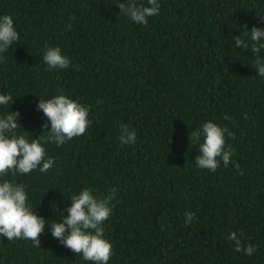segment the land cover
<instances>
[{
	"label": "trees",
	"instance_id": "1",
	"mask_svg": "<svg viewBox=\"0 0 264 264\" xmlns=\"http://www.w3.org/2000/svg\"><path fill=\"white\" fill-rule=\"evenodd\" d=\"M121 2L0 0V16H11L19 35L0 54V95L13 97L0 118L18 111L16 134L39 140L54 160L47 172L10 171L0 182L24 185L31 210L49 222L67 216L82 189L102 198L115 188L102 225L108 264H264V77L251 47H235L236 36L251 45L244 30L264 29V0H158L147 26L124 16ZM48 47L70 66L50 70ZM61 94L88 106L90 123L58 147L46 142L42 125L50 123L37 104ZM206 121L235 137L225 133L235 152L215 172L194 162L191 133ZM122 124L136 132L135 144L120 142ZM232 232L257 251L237 253ZM39 240L34 247L0 237V264H93L48 224Z\"/></svg>",
	"mask_w": 264,
	"mask_h": 264
},
{
	"label": "clouds",
	"instance_id": "2",
	"mask_svg": "<svg viewBox=\"0 0 264 264\" xmlns=\"http://www.w3.org/2000/svg\"><path fill=\"white\" fill-rule=\"evenodd\" d=\"M120 12L136 24L147 26L148 19L158 15L160 4L158 0H147L145 4H137L136 0H125L117 5ZM246 28V26H244ZM71 25H68V30ZM244 36L252 42L251 45L240 36L235 37V47L251 51L256 54L252 67L256 73L264 77V59L259 57L264 49V29L253 27L251 31L244 30ZM19 40V35L14 28L11 16H0V54L8 51L9 47ZM5 57L0 55V63ZM43 62L49 69H66L70 66L68 58L61 54L59 47H48L43 53ZM13 100L11 95H0V106L9 107ZM37 109L42 111L50 123L42 125L48 128L46 142H52L58 147L74 137L83 135L89 127V107L68 98L57 95L50 99H39ZM19 112H9L0 118V175L10 171L13 174L27 175L33 170L47 172L53 167L54 160L45 158V148L39 140L30 139L27 135H17L20 127L18 122ZM225 119L230 117L225 116ZM232 139L234 134L228 132L211 121L204 122L191 133V140L198 143L199 155L195 157V164L199 169H208L215 172L221 162L227 167L234 155L235 149L230 145L225 147V133ZM202 141V142H201ZM120 142L122 144H135L136 132L129 130L125 125H120ZM239 170L240 165L236 163ZM242 174V172H241ZM116 189L113 188L98 198L91 189L84 188L70 199V207L66 209L68 215L62 216L60 222H49L34 213L27 203L28 196L25 186L8 180L0 182V237L8 241L23 239L31 241L34 247H40L39 237L48 224L53 238L57 239L64 247L75 254L82 255L85 261L93 264H108L112 256V245L104 239L103 223L110 217L114 205ZM195 214L185 212V225L191 224ZM235 232L228 235L227 239L234 244V250L252 256L256 247L252 244L242 243L241 237Z\"/></svg>",
	"mask_w": 264,
	"mask_h": 264
}]
</instances>
